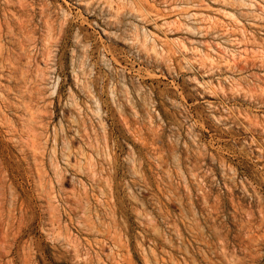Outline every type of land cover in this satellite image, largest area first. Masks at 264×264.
<instances>
[{"label": "rangeland", "instance_id": "rangeland-1", "mask_svg": "<svg viewBox=\"0 0 264 264\" xmlns=\"http://www.w3.org/2000/svg\"><path fill=\"white\" fill-rule=\"evenodd\" d=\"M0 264H264V0H0Z\"/></svg>", "mask_w": 264, "mask_h": 264}]
</instances>
